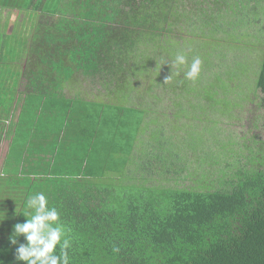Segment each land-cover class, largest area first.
<instances>
[{
	"label": "trees",
	"instance_id": "1",
	"mask_svg": "<svg viewBox=\"0 0 264 264\" xmlns=\"http://www.w3.org/2000/svg\"><path fill=\"white\" fill-rule=\"evenodd\" d=\"M253 1L254 12L264 15V0ZM227 4L228 0H0V10L16 11L29 20L27 32L7 35L0 30V138H10L0 168V212L5 213L0 222V264H25L15 259L16 248L26 243L23 236L17 245L9 236L15 224L25 222L26 197L38 192L71 229L70 264H264V166L252 151L249 169H237L229 179L221 169L214 179L209 175L213 171L200 172L196 183L186 187L148 186L145 177L123 185L131 173L126 171L133 168L165 181L169 172L178 180L186 168L177 167L182 161L172 154L171 142L157 139L165 138L157 131L149 134L150 140L156 147H170L162 149L168 157H151L160 165L159 172L153 165L151 173L133 158L140 146V153L155 150L150 144L149 150L143 149L138 138L143 121L136 123V133L122 131L133 122L137 108L108 109L83 99L77 86L79 77L99 79L109 89L107 101H99L124 103L144 71L139 60H147L148 49L161 48L166 58L157 62L162 73L156 78L175 74L171 88L184 89V66L172 71L168 61L174 55L169 48L175 36H181L193 11H199L207 36L214 37L222 22L221 8L232 9ZM262 50L255 87L264 111ZM12 65L22 66L17 75ZM18 79L26 82L28 94L16 100L14 87L7 83ZM72 92L76 95L68 100L66 94ZM203 97L221 102L209 91ZM87 101L100 105L92 112ZM210 164L218 165L216 158Z\"/></svg>",
	"mask_w": 264,
	"mask_h": 264
},
{
	"label": "rangeland",
	"instance_id": "2",
	"mask_svg": "<svg viewBox=\"0 0 264 264\" xmlns=\"http://www.w3.org/2000/svg\"><path fill=\"white\" fill-rule=\"evenodd\" d=\"M253 4V0H228L227 5L232 9L225 12L226 7L221 8L219 14L221 13L222 17L218 18L222 21L219 23L220 29L212 38L207 36V28L203 25L201 16L198 15L199 11H193L192 21L183 25L186 29L183 27L181 36L179 38L175 36L174 43L169 48H172L174 52L168 60L170 68L175 55L180 51L185 52L188 59V64L180 68L183 72L187 71L190 61L195 57L202 60L199 78L195 82L186 79L188 85L184 89L171 88L175 84L173 80L167 88V85L163 83L166 78H156L157 73H162L158 67L156 68V64L160 57L166 58L161 48L148 49L145 52V57L150 63H147V60L137 59L139 64L145 65L142 66L144 71L137 81L135 79L137 84H134L135 90L130 93L127 100H124V103L110 104L99 101H107L106 91H109L102 85V81L95 78H78L77 86L81 90L80 96L83 99L96 100L105 104L108 109L118 106L124 110L137 108L135 111L138 113L134 111L136 115H131L133 122H130L131 124L122 131L129 130L131 133H136L138 128L136 123L140 119L141 122L143 121L138 130V138L143 142L141 145L146 150H149L147 144L155 149L151 153H140L138 150L141 146L136 148L133 158H137L138 163L141 161L149 170L153 165H157L154 170L160 171L159 163L153 162L151 157L159 153L161 157H168V155L162 150L163 145L160 146L161 148L156 147V144L152 142L153 139L149 138V134L160 131L166 139L161 136L157 139L162 142H171L173 152L175 151L172 154L176 153L182 161L177 162V167L185 166L186 168V172L175 181L171 179L173 175L170 172L166 174V179L169 180L165 181L158 175L150 177L146 170L140 172L138 168L137 171L133 168L126 171L131 173L128 172V180L121 182L123 185L135 183V181L140 183L145 177L148 178V186L160 184L173 187L177 184L179 187H186L196 183L200 172L213 171L209 175L214 179L220 176L218 170L221 169L226 173L225 179H229L233 177L237 169H249L250 151L264 166V111L261 107L262 95L255 87L256 74L264 47V15L254 12ZM262 6L264 7V3ZM203 8L208 12L206 6ZM22 16L16 11H10L9 32L15 21L17 29L20 28L22 18L27 22L22 27L25 29L23 32H27L29 20ZM1 17L5 19L4 15ZM175 68L173 66L172 71ZM171 76L173 79L175 74ZM106 84L113 90L108 83ZM188 87L193 90L191 94L184 92ZM171 89L177 94L176 97L171 93ZM208 91L215 101L221 102L211 103L205 99L203 94L205 96ZM114 100L112 98V101ZM87 102L85 106L92 112L94 105H100L91 101ZM75 103L77 105L79 101ZM124 122L128 124V119ZM7 145L8 138H5L3 134L0 138V168L7 152ZM166 147L170 146L165 144L164 148ZM215 158L218 165H211V161ZM149 161L152 162L151 168L147 167ZM151 173L154 172L151 171ZM131 177L134 179H130ZM213 187L217 188L218 184L214 183Z\"/></svg>",
	"mask_w": 264,
	"mask_h": 264
},
{
	"label": "clouds",
	"instance_id": "3",
	"mask_svg": "<svg viewBox=\"0 0 264 264\" xmlns=\"http://www.w3.org/2000/svg\"><path fill=\"white\" fill-rule=\"evenodd\" d=\"M166 63V62H165ZM164 64V63H163ZM188 64L187 55L180 51L175 55L173 66ZM202 60L195 57L184 72V78L195 82L201 72ZM179 74V73H177ZM171 74L164 83L171 81ZM25 222L13 226L9 242L17 245L18 238L23 236L26 243H20L16 248L15 259L25 264H70L69 250L72 248L71 229L61 221L60 212L55 207H49L48 198L43 192L26 197ZM0 222L5 219V213L0 212ZM57 247L59 252L57 253ZM114 247V252H119Z\"/></svg>",
	"mask_w": 264,
	"mask_h": 264
},
{
	"label": "crops",
	"instance_id": "4",
	"mask_svg": "<svg viewBox=\"0 0 264 264\" xmlns=\"http://www.w3.org/2000/svg\"><path fill=\"white\" fill-rule=\"evenodd\" d=\"M2 15L5 16V19L1 17ZM9 17H10V11L0 10V30L2 29L1 33L4 32L7 35L10 34L11 32L16 31V29L18 27L17 22L15 21L12 23L11 31L10 32L8 31V25H10L9 22H11ZM25 23H27V22H25L24 18H22L21 23L19 24L20 28L17 30H24L25 31V29H22V27L24 26ZM4 25H6V27H4ZM11 67H12V69H17V70H15L16 75H17V72L19 71V69L22 68V66H20V68H19V66H17V65L16 66L12 65ZM25 84H26V82H24L23 79H18L17 81L9 80V82L7 83V87H14L13 88L14 89V95L13 96L15 97L16 100L17 99H23L26 96V94H28V92L24 91ZM65 93H66V91H65ZM74 97H75L74 92H72V95L66 94V98H68V100H70ZM9 141H10V138L8 137V144H9ZM7 150H8V145H7Z\"/></svg>",
	"mask_w": 264,
	"mask_h": 264
}]
</instances>
